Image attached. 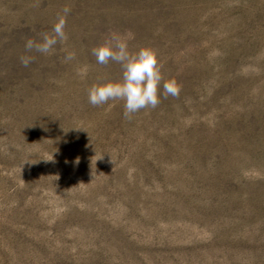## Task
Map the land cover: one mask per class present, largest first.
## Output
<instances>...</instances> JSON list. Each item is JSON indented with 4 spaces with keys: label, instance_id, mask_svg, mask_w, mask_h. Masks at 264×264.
<instances>
[{
    "label": "rangeland",
    "instance_id": "374dc122",
    "mask_svg": "<svg viewBox=\"0 0 264 264\" xmlns=\"http://www.w3.org/2000/svg\"><path fill=\"white\" fill-rule=\"evenodd\" d=\"M114 35L162 65L131 119L88 101ZM0 264H264V0H0Z\"/></svg>",
    "mask_w": 264,
    "mask_h": 264
},
{
    "label": "clouds",
    "instance_id": "9594fccd",
    "mask_svg": "<svg viewBox=\"0 0 264 264\" xmlns=\"http://www.w3.org/2000/svg\"><path fill=\"white\" fill-rule=\"evenodd\" d=\"M70 11L71 9L67 6L63 9L64 14L57 17L52 28V34L41 33L40 42L28 39L25 45L26 50L32 51L34 49L43 55H50L58 43H66L68 40L65 32L66 17ZM91 51L97 64L107 66L110 63H115L119 64L122 69L120 79L106 80L91 85L88 89V101L92 106H102L109 101H123L124 116L131 119L139 111L148 108L155 109L160 104L161 82L164 77L156 50L144 46L137 51H130L127 39L114 35ZM74 58L75 53L70 52L65 60L67 62ZM31 61L32 57H21V63L25 67ZM78 75L83 77L86 72L79 71ZM162 88L164 98L168 96L178 97L181 91L180 85L175 79L164 81ZM100 174L104 173L101 172Z\"/></svg>",
    "mask_w": 264,
    "mask_h": 264
}]
</instances>
